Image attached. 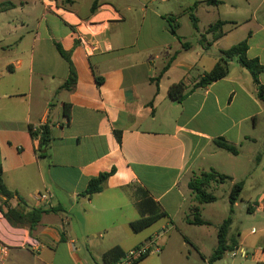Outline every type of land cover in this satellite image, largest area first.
<instances>
[{
	"label": "crops",
	"instance_id": "1",
	"mask_svg": "<svg viewBox=\"0 0 264 264\" xmlns=\"http://www.w3.org/2000/svg\"><path fill=\"white\" fill-rule=\"evenodd\" d=\"M208 1L0 0L14 4L0 13V165L3 183L15 195L9 201L0 196V207L47 210L33 229L13 225L0 212V240L9 244L0 264H104V255L114 248L128 253L149 243L161 254L153 264H166L161 258L173 239L168 226L183 213L195 171L206 170L224 151L215 140L223 138L238 149L237 155L224 151L230 161L248 146L251 164L264 159L255 147L264 106L253 77L237 59L226 78L195 89L182 103L169 98L170 87L181 81L192 90L225 50L213 49L241 26L230 20L236 25L214 43L206 35L209 28L197 30L191 35L194 43L184 49L186 37L178 34L183 16L194 8L199 22L197 10ZM175 16L177 35L167 20ZM248 21L256 29L248 32L247 56L264 65V0ZM57 45L70 55L76 75L71 90L63 89L71 66ZM258 79L264 87V72ZM41 126L52 133L43 158L30 132ZM112 170L102 192L84 195L91 180ZM45 192L52 195L47 207L39 203ZM253 202L249 212L264 209V203ZM193 205L192 195L189 213ZM140 206L165 212L162 219L169 221L134 232L131 224L140 218ZM188 216L183 222L190 225ZM230 237L238 242L236 251L248 254L240 259L264 264V236L241 237L231 227ZM189 243L203 264H220L210 262L218 232L209 251L185 236L181 248Z\"/></svg>",
	"mask_w": 264,
	"mask_h": 264
},
{
	"label": "rangeland",
	"instance_id": "2",
	"mask_svg": "<svg viewBox=\"0 0 264 264\" xmlns=\"http://www.w3.org/2000/svg\"><path fill=\"white\" fill-rule=\"evenodd\" d=\"M188 1V2H187ZM193 0H182L183 3H190ZM225 1L226 4H209V6H201L198 8L199 22H196V30H192L191 17L183 16V28L178 32L179 35L185 36L186 43H194V39L191 35H198L196 33L199 30L201 33L208 29L211 25L215 24L217 21H238L240 22V27L234 32L230 33L226 37L221 45L217 49H213L212 52H219V49L228 50L239 42L247 38L248 32L252 29H256L254 22L248 21L254 16L256 10L262 0H219ZM185 10L183 13L187 12ZM182 13V12H181ZM197 15L194 12V15ZM230 28L226 26L225 31ZM212 39L211 35L206 34ZM200 39V38H199ZM202 43V40H201ZM193 76L189 80H192ZM264 122H259L257 126V152H264ZM251 146V145H250ZM249 146L242 150V154L238 159L229 160L228 153L220 151L218 156L212 159L209 163V167H217L221 174L227 175L229 177H234L236 181L241 183L245 181V189L242 193L241 199L237 202L234 207L233 217V233H240L241 237H244L247 233L256 234L257 240L264 236V209L257 207V212H249L248 209L250 205H253V201L258 203H264V159L260 158L255 160L252 164L249 160ZM206 171L209 172L210 168ZM201 171V172H202ZM195 175H199L195 171ZM193 176V177H194ZM233 180V181H235ZM234 182L228 180L224 183L214 186L213 189L209 190L217 197L215 203L205 205L202 219L210 221L211 225L208 227H197L187 225L183 222L186 215H190L188 208L191 204L192 195L188 191V201L185 204L183 213L177 216L172 223L169 224L168 229L173 231V239L167 248V254L161 258V262L166 264H173L175 262L179 264H203L201 256H199L194 250L193 246L189 243L186 244L185 248L182 247L184 242V236L191 239V241L199 243L206 251H209L210 244L213 238L217 235L218 226L228 218L230 214V203L229 196ZM194 198V197H193ZM263 200V201H262ZM168 219H162V225L168 222ZM176 225L177 230L173 228ZM256 229L253 231V229ZM250 231V232H249ZM253 238H249L251 241ZM148 245V244H147ZM182 251V255L180 252ZM161 254H151L140 264H153L158 262L157 258H160ZM228 264H247L245 260L231 258V254L226 257ZM235 260V261H234ZM225 260H221L219 263L224 264Z\"/></svg>",
	"mask_w": 264,
	"mask_h": 264
},
{
	"label": "trees",
	"instance_id": "3",
	"mask_svg": "<svg viewBox=\"0 0 264 264\" xmlns=\"http://www.w3.org/2000/svg\"><path fill=\"white\" fill-rule=\"evenodd\" d=\"M208 4L219 5L221 2L218 0H209ZM96 5V4H95ZM14 8L12 3H0V13L7 12ZM95 7H93V11ZM194 10V8H193ZM190 10V17L193 22V25L197 27L196 22L197 18L194 15V11ZM177 17H169V21L173 34L177 35V26L175 25ZM229 25H236L234 22L222 21L219 20L215 24L211 25L207 30V34L212 36L211 42L214 43L222 39L226 35L224 28ZM184 49L191 47L190 43H183ZM57 49L62 57L70 64L71 66V76L69 80L64 84L63 89L71 90L76 84V75L72 70V63L69 53L65 52L60 45H57ZM249 50L248 40L245 39L238 44L234 45L228 50L221 51L220 58L215 67L206 72L202 77H200L192 90H188V87L184 81L173 84L169 89V98L177 103H182L195 89L207 88L213 83L220 81L226 78L229 74V64L234 59H237L240 66L246 69L251 76L253 77L254 83L258 88V98L263 103L264 106V87L259 82V75L264 72V65H262L258 59H249L247 56ZM175 54L167 66L162 71L160 77L169 69L171 63L176 58ZM100 83V80H99ZM68 107V106H67ZM65 117L70 119V110L65 109ZM34 127H30L31 135L34 139L39 140L38 155L40 158L46 157L48 149L52 142V133L51 129L48 126H41L38 132L33 131ZM121 140L120 135L118 136ZM215 145L233 155L238 154V149L228 143L225 139L219 138L215 140ZM115 170H112L110 173H102L96 179H93L89 182L86 191L84 192L85 196H93L102 192L105 182L114 174ZM231 180L227 175L221 174L215 170H210L209 172L203 171L199 175H195L189 183V189L194 197L195 205L191 207L190 215L187 217V222L190 225L194 226H208L209 223L202 219L203 205L212 204L217 201V197L210 193L209 190L213 189L214 186L220 185L225 181ZM244 189V182L236 183L233 185L230 196V214L228 218L219 226L218 228V245L215 251L213 252L210 262L214 263L216 261L222 260L226 254L232 253L238 249V242L236 239L230 237V231L233 224L232 214L234 205L241 199V195ZM0 196L5 197L7 201L14 198L12 194L3 183V171L0 165ZM7 205V204H6ZM145 209V210H144ZM45 208H35L31 212L25 213L20 209H15L7 207L5 212L2 207H0V212L3 213L4 217L13 225H23L29 226L30 229H33L42 219L43 215L46 213ZM148 211V212H147ZM140 218L131 224V228L134 232H141L157 221L166 217L167 214L162 212L159 209H154L153 207L144 208L140 206ZM124 253L120 248H114L107 252L103 257L104 264H117L121 259L125 257ZM149 256V255H148ZM148 256H145L140 261L135 264L140 263Z\"/></svg>",
	"mask_w": 264,
	"mask_h": 264
},
{
	"label": "built area",
	"instance_id": "4",
	"mask_svg": "<svg viewBox=\"0 0 264 264\" xmlns=\"http://www.w3.org/2000/svg\"><path fill=\"white\" fill-rule=\"evenodd\" d=\"M40 127H34L33 131L38 132ZM52 200V195L48 192L42 193L39 195V203L45 207L50 204ZM23 244H21L22 246ZM29 245L34 247L32 242H29ZM9 244L6 241L0 240V260L5 258L8 254ZM159 248H154L152 243L148 245L141 246L139 248L133 249L126 253L125 257L118 262V264H135L140 261L145 256L151 255L153 253H158ZM232 258L235 259L237 257H241L242 259H246L248 254L244 251H236L231 254Z\"/></svg>",
	"mask_w": 264,
	"mask_h": 264
}]
</instances>
